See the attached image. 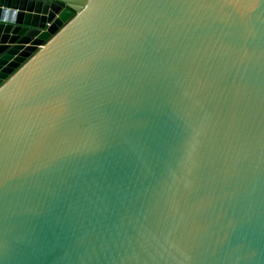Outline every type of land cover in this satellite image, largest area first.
Listing matches in <instances>:
<instances>
[{"label":"water","instance_id":"1","mask_svg":"<svg viewBox=\"0 0 264 264\" xmlns=\"http://www.w3.org/2000/svg\"><path fill=\"white\" fill-rule=\"evenodd\" d=\"M0 264H264V0H0Z\"/></svg>","mask_w":264,"mask_h":264}]
</instances>
